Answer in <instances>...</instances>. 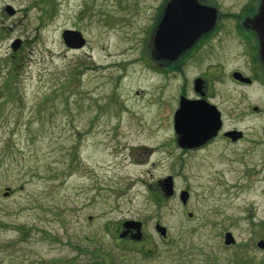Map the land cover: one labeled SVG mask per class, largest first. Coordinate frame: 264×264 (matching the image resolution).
<instances>
[{
	"label": "rangeland",
	"instance_id": "1",
	"mask_svg": "<svg viewBox=\"0 0 264 264\" xmlns=\"http://www.w3.org/2000/svg\"><path fill=\"white\" fill-rule=\"evenodd\" d=\"M158 5L0 0V264H264V153L178 146L179 84L142 60ZM65 30L85 47L69 49ZM20 58L21 81L8 64ZM226 122L258 130L264 113ZM126 220L144 224L142 241L121 239Z\"/></svg>",
	"mask_w": 264,
	"mask_h": 264
},
{
	"label": "flooded vegetation",
	"instance_id": "2",
	"mask_svg": "<svg viewBox=\"0 0 264 264\" xmlns=\"http://www.w3.org/2000/svg\"><path fill=\"white\" fill-rule=\"evenodd\" d=\"M172 1L159 0L153 25L146 29L142 60L159 78L178 82L175 113L182 105H187L198 112L218 113L222 121L216 136L205 144L195 148L178 146L195 152L217 139L230 145L248 141L255 150L264 153V128L246 131L235 123L227 125L226 122L230 115L243 119L264 113V105L255 103L245 91L256 90L254 94L259 91L264 99L260 36L264 0H189V13L184 9L176 10L184 16L170 21L171 29L159 34ZM175 1H179V8L184 6V0ZM234 56L239 59V67L227 72L225 65L230 64ZM227 83L231 84L230 90L224 89ZM233 131V135L240 138L235 140L225 135ZM174 195L175 192L171 197ZM124 222L120 229L125 237L121 239L142 241V235L136 238V230L126 228ZM143 227L142 223L141 231Z\"/></svg>",
	"mask_w": 264,
	"mask_h": 264
},
{
	"label": "water",
	"instance_id": "3",
	"mask_svg": "<svg viewBox=\"0 0 264 264\" xmlns=\"http://www.w3.org/2000/svg\"><path fill=\"white\" fill-rule=\"evenodd\" d=\"M184 6L179 8L177 4L179 1H172L166 11V16L163 24L161 25V29L159 34L162 32H166L170 30L171 24L170 21H173L176 17L184 16L183 13L180 15L176 10H191L189 5V0L182 1ZM191 16L192 14H188ZM260 36H261V57L264 62V11L260 18ZM64 43L69 48L80 49L83 48L86 44V40L84 39L81 32L75 30H65L62 34ZM157 41V40H156ZM222 121L220 119V115L217 113L210 112H198L194 108L182 105V107L175 113L174 116V129L176 134L178 135V144L182 148H195L205 144L209 139L216 136L219 129L221 128ZM233 132L226 133V136H231L235 140L240 138V135L234 136ZM162 185L164 186L165 193L168 197H171L174 194L173 188V178L171 176L167 177L162 181ZM11 188H7L5 192V196L10 194ZM190 197V193L186 190H183L180 193V199L183 204H186ZM189 216L192 217L193 214L189 213ZM124 226L126 228H134L136 230L135 237L140 238L141 226L142 222L135 220H128L124 222ZM156 231L162 236L165 237L167 235V229L161 224H156ZM120 237H125V234H120ZM225 244L233 245L236 243V239L231 232L225 234ZM257 247L261 250H264V240H259L257 242Z\"/></svg>",
	"mask_w": 264,
	"mask_h": 264
},
{
	"label": "trees",
	"instance_id": "4",
	"mask_svg": "<svg viewBox=\"0 0 264 264\" xmlns=\"http://www.w3.org/2000/svg\"><path fill=\"white\" fill-rule=\"evenodd\" d=\"M8 64L10 65V67H12L11 71L16 72V74H15V78H17L16 80L19 79L21 81L22 73H21V71L19 72V70H22L23 68H25L26 63L24 62V60H22L21 58L18 60H10L8 62ZM20 81H19V83H20ZM65 85H66V83L64 84V86ZM60 87H61V85H59V90L62 91L64 87H62V89H60ZM97 264H106V263L105 262L103 263V261H102V262H97Z\"/></svg>",
	"mask_w": 264,
	"mask_h": 264
}]
</instances>
